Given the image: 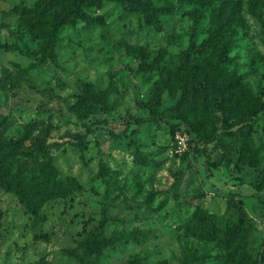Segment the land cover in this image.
<instances>
[{
	"label": "rangeland",
	"instance_id": "374dc122",
	"mask_svg": "<svg viewBox=\"0 0 264 264\" xmlns=\"http://www.w3.org/2000/svg\"><path fill=\"white\" fill-rule=\"evenodd\" d=\"M36 1L0 0V141L61 144L34 151L55 171L8 151L0 162V264H264V109L251 116L264 101V0H104L88 9L100 19L61 24L54 58L23 13ZM183 90L195 94L181 105ZM87 126L83 145L65 136ZM221 127L196 160L194 132ZM100 224L111 244L77 262L71 249Z\"/></svg>",
	"mask_w": 264,
	"mask_h": 264
},
{
	"label": "trees",
	"instance_id": "16d2710c",
	"mask_svg": "<svg viewBox=\"0 0 264 264\" xmlns=\"http://www.w3.org/2000/svg\"><path fill=\"white\" fill-rule=\"evenodd\" d=\"M104 0H37L36 3L31 7H24L23 13L31 16L34 20L37 21L39 25H44V38L39 42L40 52L42 54V58L47 54L54 58L53 48L56 44L58 30L66 20L70 18H79L84 20L86 23H91L95 19H100V15H91L88 12V9L91 7H100ZM119 2L124 9H133L140 5H146L151 10L153 7L147 3L146 0H114ZM60 8V9H58ZM42 28V29H43ZM187 47L183 54L180 56V63L177 68L179 79L181 83H184V71H185V63L188 58L189 52L191 50ZM213 70L206 76L204 79L203 87L210 84L211 79L213 78L215 72H217L219 66L218 64L213 65ZM184 87V86H183ZM184 91V90H183ZM194 92L189 90H185L178 99V102L183 105L186 100L190 99L194 96ZM99 101L101 100V96L91 97V101ZM253 107L251 111V116H255L259 111L264 109V101H262L258 96L253 97L252 99ZM150 120H157L161 116V112L157 107H154L149 112ZM147 119L145 117L139 116H131L126 120V125L128 126L131 123L141 124ZM245 121L247 120L244 119ZM241 122L234 123L230 125L231 129L228 130H236L240 126ZM170 127L174 130L178 129L177 124L170 123ZM93 127L87 126L83 132H69L65 133V136H68L76 142L77 144H85L88 140V135L93 133ZM110 131L113 134H121L124 132H114L112 129ZM224 129L218 128L209 133H198L194 132L193 137L189 139V146L191 152L196 160L197 156L202 154V148L204 145L216 142L221 139V134ZM59 141H46V140H32L30 143L29 150H20L22 145V139L17 138L13 141H0V162L5 169L6 163V155L7 151L13 156L23 155L32 165L29 167L31 172L35 171V166H38L40 169H48L49 171H55V168L52 163L48 161H40L34 151L37 152H47L52 148L60 146ZM199 163V162H198ZM199 171L202 173V178L206 170L209 169L206 163L200 162ZM6 178L9 176V172L6 170L3 171ZM203 180V179H202ZM235 202V201H234ZM237 208L239 211L240 219L243 218L244 209L242 207L241 200H236ZM232 231H226L223 235V238L228 239L231 238ZM222 238V237H221ZM222 238V239H223ZM111 240L110 237L105 235L102 224L96 226L86 232L82 240L78 243L76 247L71 249L70 254L76 259L77 262L82 263L84 260V255L98 253L99 250L106 246L110 245Z\"/></svg>",
	"mask_w": 264,
	"mask_h": 264
}]
</instances>
